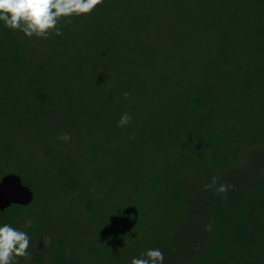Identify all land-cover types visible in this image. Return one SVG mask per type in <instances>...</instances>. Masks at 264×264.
Segmentation results:
<instances>
[{
    "label": "trees",
    "instance_id": "16d2710c",
    "mask_svg": "<svg viewBox=\"0 0 264 264\" xmlns=\"http://www.w3.org/2000/svg\"><path fill=\"white\" fill-rule=\"evenodd\" d=\"M253 2L259 7L253 29L256 38L247 36L244 42L238 40L241 31L229 30L236 14L227 13V22L221 26L220 17H212L216 4L201 7L199 13L208 14L202 57L196 58L195 69L186 68L181 83L178 78L172 81L169 68L172 59L184 55L179 48L195 58L191 54L195 24L184 15V9H175L182 27L177 30L179 48L156 44L152 30L161 24H153L151 8L158 0L148 2L152 7L128 3L116 5L110 12L93 10L71 18L70 24L62 19L58 26L63 35L49 39L28 38L0 21V127L21 129V133L4 136L0 157L21 160L14 153L12 138L22 134L49 131L71 136L68 142L60 136L54 139L64 151L57 153L59 162L50 165V175L35 183L21 169L4 170L0 165V179L14 172L34 194L28 205L12 204L0 210V226L9 224L30 237L31 257L19 258V264H131L133 257L153 248L163 251V264H264V176L258 172L264 170V0ZM106 63L108 72L100 70ZM152 76L161 84H178L179 90L173 91L174 109L166 110L161 103L150 105L147 94L154 86ZM218 83L238 108L231 102L215 101ZM153 90L159 102L164 90ZM125 92L130 94L127 99ZM125 112L132 122L118 127ZM56 127L65 128L58 131ZM86 127H91L86 129L87 135L83 134ZM103 130L108 142L100 144ZM124 132L131 146L122 141ZM238 142L259 147L251 155V166L236 177L207 175L186 197L185 173L196 167L189 145L203 146L209 167L218 171L236 156L234 144ZM169 146L173 151L166 155ZM73 148L79 152L78 158ZM100 153L110 160L108 168L84 174L92 170L90 165ZM144 153L150 157L145 159L149 170L142 175V160L136 158ZM139 177L141 183L137 184ZM213 177L219 178L217 187L221 183L233 187L224 196L206 190L204 186ZM121 180L131 181L130 188L142 194L138 207L129 209L122 220L127 231H120L115 215L126 205L118 189ZM100 189L104 191L101 203L108 211L104 214L96 199ZM55 190L76 194L74 208L90 213V223L82 215L72 217L71 210L58 205ZM181 201L186 208L178 212ZM50 209L64 213L63 225L55 226L51 235L43 229L44 220L50 221ZM146 213L151 214L149 222L144 219ZM78 225L83 229H76ZM101 227L109 232L104 246L90 235ZM86 234L90 243L78 253L76 246Z\"/></svg>",
    "mask_w": 264,
    "mask_h": 264
},
{
    "label": "rangeland",
    "instance_id": "374dc122",
    "mask_svg": "<svg viewBox=\"0 0 264 264\" xmlns=\"http://www.w3.org/2000/svg\"><path fill=\"white\" fill-rule=\"evenodd\" d=\"M151 1L152 0H137V1L106 0L107 3L104 4L105 0H103V5L102 6L98 5L94 10L97 11L100 10L103 11L104 13L107 12L109 9L108 12H110L115 8L116 5L120 6L122 4H128V3L134 4L135 7H139L140 5H142V3L145 5L146 3V5H149L148 7H152V5L149 4L151 3ZM158 1L160 3L157 5L154 4L153 7L151 8L152 14L155 15L153 24L154 25L161 24L159 29L152 30L154 32L152 33V37H154L156 44L172 45L177 43V36H178L177 30H179V28L182 27H180L178 23L179 22L178 19H180V16H176L178 14L174 12L175 9L178 10L184 9L185 10L184 15L187 14L188 16H190L191 17L190 21L193 24H195L194 27L195 29H192V31H194L193 35H196L195 36L196 41L193 43L194 47L191 49V54H193L195 58L194 59L189 58L188 55H186L187 52H185L183 49H180L178 44H176V47L179 48L178 50L184 53L186 58H182L184 56L183 55L182 57H178L177 61L175 59H172L173 65L171 66V68H169V73H168L170 78H172V81L173 80L175 81L178 78L179 80H181L180 83L183 82V78H185L188 73L187 71L191 70L192 68L195 69V67H197L196 58L199 59L202 57V50H203L202 47L204 44V37H205L204 32L207 31L205 19L206 16H208V14L199 13V11L201 12V7L203 5L204 8L206 9L209 6L211 5L215 6L214 4H216L215 6L216 10L213 13L212 17L215 18L220 17L219 19L221 21L220 22L221 26L225 25L227 22V20L225 19L227 13L236 14L237 15L235 18L236 22L231 23L229 30L231 32L241 31L238 36L239 41L244 42L245 40H247V36H250L252 40L256 38L253 29L258 17L259 7L255 2H253V0H158ZM217 7L221 8V10L219 9L220 11H218ZM158 14L160 15L156 16ZM207 19L209 20L210 18ZM235 51L237 52L238 49H236ZM236 55L238 54L236 53ZM178 61H180V63H178ZM231 68L235 69V66L231 65ZM261 68H262V72L264 73V67ZM101 69L104 72H108L110 70V67L106 63L102 68H100V70ZM152 85L154 86L149 87L147 94V99L150 105L155 107L156 103H161L162 104L161 107L162 106L165 107L166 110L172 108L174 109L176 99L174 97L173 91L175 93L177 89L179 90L178 84L177 86H175L176 84L174 82L161 84L160 80H157V78L153 77ZM153 87L158 89L161 88L164 90V92L161 94L162 100L160 99L159 102L156 100L157 94L153 90ZM215 91H216L215 101L217 103H222L224 101H227L232 103L234 109L238 108V104L234 102L235 99L231 98L230 93L227 91L225 87H223V84L218 83L217 85H215ZM236 94H239V92L237 91ZM181 116L183 117V115ZM56 128L58 129V131H61V129H64L65 127H56ZM90 128L91 127L84 128L83 134H86L87 133L86 129H90ZM20 131H21L20 127H11V126L0 127V145L6 139V137L4 136H10V134L21 133ZM106 133L107 131L105 132L103 130L99 134L98 142L100 144H104L103 142L105 141L108 142V140H106L105 137ZM125 134L126 133L124 132L123 133L124 138H122V141L125 142V146H131V142L128 141V139H126ZM59 136L61 135L60 134L54 135L52 132L48 131L42 135L22 134L19 135L18 137H13L12 140L14 142V145L16 146L14 153L19 154L21 160L17 163L15 161H12V159L10 160L9 158L6 157L5 158L0 157V165H2V168L4 170L21 169V172L24 173L30 181L35 183V181L40 180V178H42L43 176L47 177L48 175H50V165L59 162V156H57V153H62L64 151V148L61 145L55 144L54 139H57ZM85 140H87V138ZM72 144L74 145V147L77 146L74 143ZM179 146H181V143L180 145L178 144L176 147ZM234 147L235 149H237V153L236 156L231 160L229 165H227L224 169L213 171V169H211V167H209L208 164L207 150L200 145H194V144L189 145L188 151L190 154H192L193 158H196V167L192 171H187L185 173V175H187L186 177L188 178L186 180V184L188 187V191L185 195L186 197L190 195L192 189L199 188L200 180L205 178L207 175L221 173L223 176L226 177L227 176L236 177L241 173H244L247 167H249V165L251 166L250 164L252 160L251 155L253 153L258 152V150H260L259 147H254V148L245 147L243 146V144H240L239 142L235 143ZM88 149L89 148H87V150ZM73 150L75 152L74 154L75 158H78L79 152L75 148H73ZM165 151H166L165 152L166 155H170L172 154L173 150L172 147L169 146V148L165 149ZM147 155L148 153H144L143 155L140 156L138 155L139 157L137 156L136 158L137 160L139 159L142 160L140 164L142 175H144L145 172H148L149 170L148 169L149 162L148 163L145 162L146 158H150L149 155L148 157ZM89 156L90 153L87 152L85 158L89 160L90 159ZM109 161L110 160H108L105 157V155H103V153L97 154L95 160L90 165V169L92 168V170H87L84 174L86 175L90 174L92 171L95 170H106L108 168L107 165ZM258 172L261 177L264 176V170L262 168L259 169ZM136 180H137L136 181L137 184L141 183L140 177L136 178ZM129 184H131V181H127V180H121L118 184L119 185L118 189L121 190V196H123L124 203L126 204L125 208L123 207L122 210L115 212L117 221H120L119 224L120 231H124V230L127 231L129 229L127 223L122 222V220L125 219L126 216L130 213L129 209H131L132 207L133 209L138 207L140 198L142 196V194L137 190V188L136 189L132 187L130 188ZM120 186H122V189ZM103 192H104L103 189H100L96 193V199L97 201H99L98 202L99 211L102 214H104L105 211H107V208L105 206L106 204L103 205L101 203L102 201L101 199H104L102 198V196L104 195ZM54 196L58 205L72 211L71 214L72 217L76 218L82 215V219H84L85 222L90 223L92 217L90 213L82 209L84 211V213L82 214L80 213V210L74 208V205L78 201V196L76 194L65 195L55 190ZM182 204H183L182 201L179 204L177 203L176 209L178 212L184 211V208H186V206L185 205L183 206ZM48 214H49L48 219L50 221L47 222L46 219L44 220L43 229L45 233H49L51 235L54 234L55 226L57 229L59 223H62L63 225L64 213L63 211L61 212L59 209L57 210L50 209ZM144 219L145 221L149 222L151 220V214L146 213ZM76 229L81 230L83 229V227L81 225H78L76 226ZM108 233L109 232L106 227H101L97 230H94L93 234L90 235L92 238H98L100 240L99 243L102 246H104L105 241L108 239L107 237H109ZM89 243L90 240H88V235L86 234L85 238L76 246L78 253L82 252ZM136 251H137L136 254L138 255V250ZM30 257L31 255L28 257V259H30Z\"/></svg>",
    "mask_w": 264,
    "mask_h": 264
},
{
    "label": "clouds",
    "instance_id": "9594fccd",
    "mask_svg": "<svg viewBox=\"0 0 264 264\" xmlns=\"http://www.w3.org/2000/svg\"><path fill=\"white\" fill-rule=\"evenodd\" d=\"M98 5L102 6L103 0H0V21L8 29L22 32L28 38L49 39L52 35H63L58 26L62 19L70 24L71 18L91 14ZM123 95L127 99L130 94L125 92ZM131 122V115L125 112L118 121V127H127ZM59 139L68 142L71 136L63 134ZM218 179L213 177L204 187L224 196L233 186L221 183L217 187ZM29 248L30 237L26 232L9 224L0 226V264H19V258L30 256ZM163 262L164 253L159 248L142 251L139 257L131 260V264Z\"/></svg>",
    "mask_w": 264,
    "mask_h": 264
},
{
    "label": "water",
    "instance_id": "95a60500",
    "mask_svg": "<svg viewBox=\"0 0 264 264\" xmlns=\"http://www.w3.org/2000/svg\"><path fill=\"white\" fill-rule=\"evenodd\" d=\"M32 190L22 182L21 177L14 173H7L0 179V210L12 204L25 206L32 202Z\"/></svg>",
    "mask_w": 264,
    "mask_h": 264
}]
</instances>
